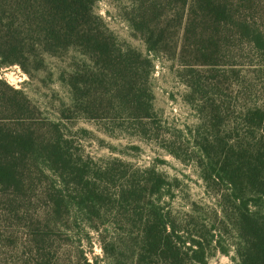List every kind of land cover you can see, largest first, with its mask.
Instances as JSON below:
<instances>
[{"label": "trees", "instance_id": "16d2710c", "mask_svg": "<svg viewBox=\"0 0 264 264\" xmlns=\"http://www.w3.org/2000/svg\"><path fill=\"white\" fill-rule=\"evenodd\" d=\"M97 1L0 0V68L18 65L29 73V61L41 68L45 57L75 51L83 60L72 62L62 78L70 90L69 118V113L88 120L124 113L137 122L141 137L143 121L153 117L148 54L171 51L183 69L181 81L188 89L184 101L190 105L198 95L201 102L193 149L199 178L216 200L213 223L198 225L194 219H199L190 216L179 222L165 210L161 199L173 197L172 185L153 168L130 170L125 163H105L91 170L83 158L68 152L59 124H49L52 137L39 140L28 126L34 109L29 99L0 80V115L8 114L10 123L25 127L12 130L0 123L1 190H20L27 161L41 174L48 173L55 184L47 192L55 214L73 211L96 233L111 225L122 229L115 243L103 246L108 264H208L210 248L216 249L227 233L235 238L241 264H264V110L254 103L238 106L237 118H227L225 141L219 137L222 115L231 107L216 99L222 88L249 89L232 80L240 65L233 49L238 42L257 59L250 67L264 66V18L260 27L239 12L256 0L134 3L126 20L147 55L119 44L94 13ZM167 7H174L170 15ZM173 22L180 36L168 35ZM193 67L211 74L204 76ZM77 264L99 262L82 258Z\"/></svg>", "mask_w": 264, "mask_h": 264}, {"label": "rangeland", "instance_id": "374dc122", "mask_svg": "<svg viewBox=\"0 0 264 264\" xmlns=\"http://www.w3.org/2000/svg\"><path fill=\"white\" fill-rule=\"evenodd\" d=\"M138 1L149 4V0H98L93 11L119 44L129 45L147 55L143 41L126 20L134 8L133 4ZM172 8L167 7L166 11ZM239 12L253 17L260 27L263 26L264 0L252 1L250 6L239 8ZM171 13L172 10L169 15ZM169 27L168 35L175 33L180 36L181 31L174 22ZM233 49L235 60L240 64L233 83L249 89L243 91L238 86L231 92L222 88L221 96L215 97L231 107L228 114L222 115L219 137L225 141L229 135L227 118H237L238 106L246 102L254 103L264 110V66L257 69L250 67V64L257 63V59L244 44L238 42ZM148 56L153 63L149 80L153 117L143 121L145 135L141 137L137 135V122L124 113H106L95 120L69 113L73 115L69 118L66 110L71 103L70 90L62 78L70 72L72 62L83 60L75 51L45 57L41 68L29 61L26 64L29 73L18 65L1 67L0 80L8 87L22 91L29 99L34 109L28 126L39 140L52 137L49 124H59L68 152L74 158H83L91 170L105 163H125L130 165V170L155 169L172 185L173 197L170 200L166 196L161 199L165 203L161 204L164 209L175 213L179 222L190 220V216L199 219H194L198 225L203 222L210 226L216 200L199 178L193 149L194 134L201 122L200 99L195 95L190 105L184 101L188 89L181 81L183 69L176 55L170 51ZM193 68L204 76L211 74L205 68ZM18 78L22 81L16 87L13 83ZM7 118L8 114L0 115V123L12 130L25 129L10 123ZM209 139H213V134H209ZM26 164L23 186L19 191L5 192L0 188V264H77L82 258L108 264L104 260L103 246L112 241L115 243L114 239L122 229L114 225L101 227L100 235L88 229L81 222V215L73 211L55 214L47 193L55 185L50 175L46 172L41 174L28 161ZM109 193H113V188L110 187ZM114 216L112 213L108 220ZM234 243L235 238L229 233L221 236L219 244L212 243L217 245L216 249L209 250L208 264H241Z\"/></svg>", "mask_w": 264, "mask_h": 264}, {"label": "built area", "instance_id": "2783aa9c", "mask_svg": "<svg viewBox=\"0 0 264 264\" xmlns=\"http://www.w3.org/2000/svg\"><path fill=\"white\" fill-rule=\"evenodd\" d=\"M19 72V71H18ZM22 80L21 79H19L18 78V80L16 81V82H14L13 84H14V86H16L17 87V85L21 82Z\"/></svg>", "mask_w": 264, "mask_h": 264}]
</instances>
